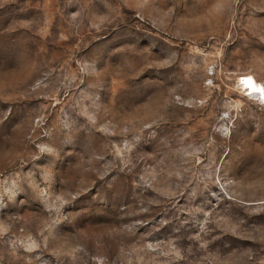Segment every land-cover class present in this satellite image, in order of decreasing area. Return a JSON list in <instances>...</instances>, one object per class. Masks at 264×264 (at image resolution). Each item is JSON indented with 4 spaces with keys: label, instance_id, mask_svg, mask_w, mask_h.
I'll list each match as a JSON object with an SVG mask.
<instances>
[{
    "label": "rangeland",
    "instance_id": "1",
    "mask_svg": "<svg viewBox=\"0 0 264 264\" xmlns=\"http://www.w3.org/2000/svg\"><path fill=\"white\" fill-rule=\"evenodd\" d=\"M249 75L264 0H0V264H264Z\"/></svg>",
    "mask_w": 264,
    "mask_h": 264
},
{
    "label": "bare ground",
    "instance_id": "2",
    "mask_svg": "<svg viewBox=\"0 0 264 264\" xmlns=\"http://www.w3.org/2000/svg\"><path fill=\"white\" fill-rule=\"evenodd\" d=\"M248 92L246 95L250 96L252 99L261 101L264 103V86L256 82L253 76H245L242 81Z\"/></svg>",
    "mask_w": 264,
    "mask_h": 264
}]
</instances>
